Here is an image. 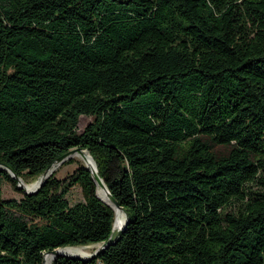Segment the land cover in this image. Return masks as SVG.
I'll list each match as a JSON object with an SVG mask.
<instances>
[{
	"label": "trees",
	"instance_id": "trees-1",
	"mask_svg": "<svg viewBox=\"0 0 264 264\" xmlns=\"http://www.w3.org/2000/svg\"><path fill=\"white\" fill-rule=\"evenodd\" d=\"M76 148L127 224L51 264H264V0H0V163L26 182ZM55 176L5 200L0 171V264L110 237L85 165Z\"/></svg>",
	"mask_w": 264,
	"mask_h": 264
},
{
	"label": "water",
	"instance_id": "water-1",
	"mask_svg": "<svg viewBox=\"0 0 264 264\" xmlns=\"http://www.w3.org/2000/svg\"><path fill=\"white\" fill-rule=\"evenodd\" d=\"M86 152L88 153V155L91 157V155L89 154L88 151L86 150H83L81 148H76V149H72L70 151H68L66 154H64L63 156H61L60 158H58L55 162L54 165H52L51 167H49L47 169V171L45 173H43L40 177H39V181H38V184L35 188H32L30 190H25V188L22 186V183L24 182L21 178H19L17 175H15L13 173V171L11 169H9L7 166L3 165L0 163V171H5L8 173V175L16 181L17 183V187L19 189H21L24 194L26 195H32V194H35L39 191V189L42 187V185L46 182V180L54 173V171L56 170L57 167H59L62 163H64L65 161H67L68 159H70L72 156L76 155V154H79V155H82L83 156V153ZM92 158V157H91ZM93 159V158H92ZM94 161V160H93ZM94 164H95V170L93 171L88 165H85V167L87 168V170L91 173L92 175V179L96 185V187L98 186H101L103 188H105V190L107 191L108 193V196H109V200H110V203H106L104 202L103 200H101L98 195L97 197L102 201L104 202L105 204H107L109 207H111L113 209V211L115 212V209H120L121 211H123L124 215H125V221H124V224L120 227V229L116 230L114 225H113V231L110 235V237L108 238V240L101 244L100 247L98 249L95 250L94 253H92L91 255H88V256H76V255H69V254H63L61 252H59L61 249L63 248H58V249H55L53 251H50V252H47L44 256H43V262L42 264H45V256L46 255H52V259L54 260L55 258L57 257H60V256H65V257H68V258H78L80 260H85L87 258H94L96 257L99 253H101L104 249H106L109 245L113 244V242L116 240L117 236L120 234V232L123 231L125 225L127 224V219H128V215L125 213V211L123 210L122 207H120V205L118 204V202L113 198V196L110 194L107 186L105 185L103 179H101V177L99 176V173L97 171V167H96V163L94 161ZM114 224H115V221H114ZM67 248V247H66ZM69 248V247H68ZM65 249V248H64Z\"/></svg>",
	"mask_w": 264,
	"mask_h": 264
},
{
	"label": "rangeland",
	"instance_id": "rangeland-1",
	"mask_svg": "<svg viewBox=\"0 0 264 264\" xmlns=\"http://www.w3.org/2000/svg\"><path fill=\"white\" fill-rule=\"evenodd\" d=\"M91 122H92L91 117L82 116L80 118V121H79V131L83 130ZM71 159H74L75 162L72 164H63L62 163L59 167L56 168L54 173H56L55 177L57 179L64 180L79 167L80 163L85 165V161L79 155H74L68 160H71ZM38 181H39V178L38 179H29L28 181H26L24 183L28 186H33V185L37 184ZM2 191H3L2 197L5 200H9V199L20 200L24 194V192L23 193L16 192L13 189V187L11 186V184H9L6 181H4L2 184ZM67 198L71 204H76V203L82 201L83 197H82L80 187H78V186L73 187L69 191ZM99 247H100V245H90V246H83V247H69L67 249L77 248L83 252V254H81L80 256H83V255L88 256V255H91L92 253H94L95 250L98 249Z\"/></svg>",
	"mask_w": 264,
	"mask_h": 264
},
{
	"label": "bare ground",
	"instance_id": "bare-ground-1",
	"mask_svg": "<svg viewBox=\"0 0 264 264\" xmlns=\"http://www.w3.org/2000/svg\"><path fill=\"white\" fill-rule=\"evenodd\" d=\"M76 155H79V154H76ZM79 156L82 157V159L85 161V165H88L93 171L95 170L94 161L88 155V153L84 152L83 156L82 155H79ZM37 184H35L33 186H28L23 182L22 186L25 188V190L28 191L32 188H35L37 186ZM97 195L104 202L111 204L110 200H109L108 193L105 190V188L98 186ZM115 216H116V219H115L114 227L116 230H118L124 224L125 215H124L123 211H121L120 209H115ZM59 252H61L63 254L76 255V256H80L81 254H83V252L77 248H70V249L65 248V249H61ZM52 258H53L52 255H46L44 258L45 264H51L52 260H53Z\"/></svg>",
	"mask_w": 264,
	"mask_h": 264
}]
</instances>
